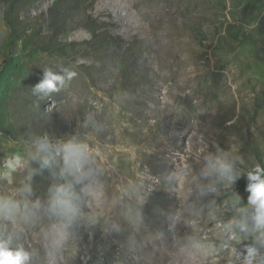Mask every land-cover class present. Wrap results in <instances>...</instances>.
Segmentation results:
<instances>
[{"label":"rangeland","instance_id":"374dc122","mask_svg":"<svg viewBox=\"0 0 264 264\" xmlns=\"http://www.w3.org/2000/svg\"><path fill=\"white\" fill-rule=\"evenodd\" d=\"M45 67L76 75L41 98ZM45 137L85 144L88 175L34 159ZM214 145L264 165V0H0V197L39 202L0 238L30 264H241L247 181L200 175Z\"/></svg>","mask_w":264,"mask_h":264},{"label":"clouds","instance_id":"9594fccd","mask_svg":"<svg viewBox=\"0 0 264 264\" xmlns=\"http://www.w3.org/2000/svg\"><path fill=\"white\" fill-rule=\"evenodd\" d=\"M78 62L82 63L83 61L78 60ZM75 75L74 71L67 68L56 72L51 67H45L42 78L32 87V92L43 94L41 97L43 98V96L59 91L65 80H70ZM34 144L36 152L33 154V158L39 157L42 166L47 165L50 158L60 157L62 160L60 175L62 177H72L76 182H80L88 175L85 166L89 164V151L85 144L75 139L50 144L46 137L37 138ZM213 147L215 151H208L203 156L200 175L215 176L219 181H223L229 186L234 185L242 176L246 178L247 201L240 209V219L235 221V227L245 236L251 234L253 242L243 245L241 264H264V165L257 163L246 172L241 173L237 169V157L228 155L219 145ZM210 189L215 191L211 185ZM30 191V187L21 189L20 194L24 197L21 200L0 197V218L27 220L35 215V209L39 206V202H32L29 206L25 194ZM72 197L73 184L71 182L66 185H58L51 196V209L55 211L57 208H68ZM239 199L237 196V201ZM238 242L242 241L238 240ZM59 243L54 237V246H59ZM199 247H203V245ZM186 251L187 249H180V254H184ZM30 259L31 254L22 246L13 247L10 239L0 238V264H30Z\"/></svg>","mask_w":264,"mask_h":264}]
</instances>
